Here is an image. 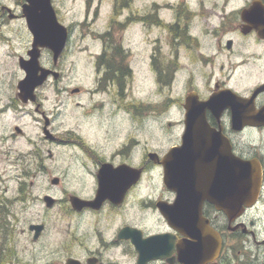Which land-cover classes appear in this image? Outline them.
Instances as JSON below:
<instances>
[{
  "label": "flooded vegetation",
  "instance_id": "af4514ba",
  "mask_svg": "<svg viewBox=\"0 0 264 264\" xmlns=\"http://www.w3.org/2000/svg\"><path fill=\"white\" fill-rule=\"evenodd\" d=\"M41 2L67 36L57 56L37 46L36 75L46 76L27 98L18 84L19 61L33 46L29 1L0 3V43L15 52L13 38L24 40L12 73L20 76L1 84L9 94L0 97V143L25 137L19 119L33 117L42 139L68 144L64 173L40 188L43 149L35 145L11 197L0 175V264H184L191 237L169 224L176 215L202 217L218 234L216 256L208 250L213 258L201 264H264V0H114L101 28L78 21L79 55L68 65L74 24L53 0ZM10 112L14 120L2 121ZM233 160L259 172L257 198L239 214L219 209L212 198L221 192L210 187L216 166ZM231 197L224 188L225 202ZM29 201L38 208L14 209ZM53 215L61 233L51 230Z\"/></svg>",
  "mask_w": 264,
  "mask_h": 264
},
{
  "label": "water",
  "instance_id": "95a60500",
  "mask_svg": "<svg viewBox=\"0 0 264 264\" xmlns=\"http://www.w3.org/2000/svg\"><path fill=\"white\" fill-rule=\"evenodd\" d=\"M29 5L25 7V17L28 22V27L33 34V46L29 51V59L20 60L19 65L24 69L25 76L20 80L18 87L20 96L27 98L32 96L33 89L37 84L41 83L46 72H42L40 76L36 75V69H39L37 46L50 47L54 55L57 56L61 51L67 31L65 26L60 24L56 18L55 11L51 4L43 3L41 0H28ZM177 149L172 148L169 156L171 160L168 164L170 175L178 171L177 164ZM252 161H236L233 160L231 167L224 162L218 164L215 168V181L210 184V187L216 188L221 192L220 198H212L219 209L223 211H231L234 214H239L243 205H252L259 191V172L257 166L251 163ZM236 178H240L242 183H239ZM224 188L230 189L232 197L231 201L224 200ZM50 196H46V199ZM165 214V211L162 210ZM235 216V215H233ZM168 222L176 229L183 228V233L191 237L190 241L184 244L183 255L181 261L184 264H201L213 258L208 256V250L215 252L216 256L220 248V239L208 224L206 219L196 216H167ZM142 248H139L141 250ZM205 254V255H203Z\"/></svg>",
  "mask_w": 264,
  "mask_h": 264
},
{
  "label": "rangeland",
  "instance_id": "374dc122",
  "mask_svg": "<svg viewBox=\"0 0 264 264\" xmlns=\"http://www.w3.org/2000/svg\"><path fill=\"white\" fill-rule=\"evenodd\" d=\"M14 0H0V3H12ZM55 3L56 11L59 12V16L65 24L73 23L74 25L72 33H71V45L69 47V56L68 63L71 62L76 56L79 54L76 52L78 50V45L81 44V39H78V36L81 34V28L77 23L78 21H82L83 23H87L88 30H97L102 27L105 23V19L109 16V9L112 5V1L114 0H53ZM126 2V0H124ZM140 7H144L148 5L149 2L155 1L157 3H163L164 0H136ZM138 6V5H137ZM85 7L87 10L91 8V11L97 12L96 16H92L91 11L85 12ZM96 9H98L96 11ZM92 17V18H91ZM128 35L126 33L125 39H127ZM132 37L135 38L136 41H139V36L137 31L132 33ZM13 42L16 45L15 52H12L5 45L0 43V89L2 88L1 84L6 88L9 83L16 82L18 77L20 76L18 73H15L18 69L16 53L20 52L22 49V45L24 44V40H20L16 37L13 38ZM87 42L90 45V49L94 50V45L91 42L90 37H86L82 43ZM87 58L85 57V63L87 64ZM50 96V91H46ZM9 94V88H7L6 92L3 91L0 93V97H6ZM46 107H49V105ZM14 120V115L10 112L7 115L5 114L2 118V121L11 122ZM63 120L66 123L67 118L64 115H58L56 117V122ZM18 123H23L25 130V137L18 136L13 141L8 139L4 143H0V175L5 179L3 181L2 186L7 188V196H12L15 192V187L17 186L15 183L16 176L18 177V173L23 170L24 166V157H28L32 150V147L35 145H40L42 147L41 156L44 162V169L39 172V179H42L40 183V188H45L43 185L46 183L45 179L48 178L49 174L62 176L64 173V152L68 144L59 142H47L42 139V135L40 134V126L38 122L34 120L33 117L27 118L26 116L19 119ZM74 125H79V123H75ZM62 127H58V130H62ZM10 132V128L6 129V133ZM63 137V136H62ZM33 144H32V143ZM48 150L51 151L52 156L49 157ZM21 155V156H20ZM23 158V159H22ZM25 175V174H24ZM26 178V177H25ZM25 207H22L18 204L14 206V209L21 210H35L38 207L33 206L31 201L28 202ZM57 210V208L55 209ZM20 219H35L34 217ZM56 219V216H52L50 221V227L53 232L61 233L62 225L59 223L51 222ZM55 228V229H54ZM57 235H52L51 242L57 241ZM23 241V240H22ZM241 258V255L239 256ZM238 257V258H239Z\"/></svg>",
  "mask_w": 264,
  "mask_h": 264
}]
</instances>
